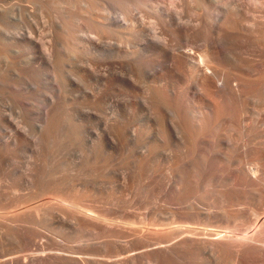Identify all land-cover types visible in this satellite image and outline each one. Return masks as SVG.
Here are the masks:
<instances>
[{"label": "rangeland", "instance_id": "1", "mask_svg": "<svg viewBox=\"0 0 264 264\" xmlns=\"http://www.w3.org/2000/svg\"><path fill=\"white\" fill-rule=\"evenodd\" d=\"M180 5L173 0H0V195L29 206L27 224L39 240L53 244L46 252L80 264L92 249L76 246L73 227L83 211L92 209L91 215L121 225L125 220L119 225L123 229L137 228L162 203L148 184L158 167L149 154L154 129L146 128L145 118L149 86L156 87L161 75L178 82L154 45L169 38L167 17L159 14L179 10L181 22L192 14L190 2ZM261 106L253 107L262 112ZM96 233L82 238L98 239L97 246L106 234Z\"/></svg>", "mask_w": 264, "mask_h": 264}, {"label": "bare ground", "instance_id": "2", "mask_svg": "<svg viewBox=\"0 0 264 264\" xmlns=\"http://www.w3.org/2000/svg\"><path fill=\"white\" fill-rule=\"evenodd\" d=\"M173 1L190 2L192 14L183 22L179 10L159 14L167 17L169 38L157 41L154 53L178 82L158 75L145 118L154 132L152 150H144L158 167L148 184L162 203L137 228L83 211L73 227L76 246L92 249L80 264H264V111L253 107H264V0ZM3 197L0 264L72 263L46 252L52 242L27 224L23 199ZM96 232L107 237L97 246L98 239L82 238Z\"/></svg>", "mask_w": 264, "mask_h": 264}]
</instances>
